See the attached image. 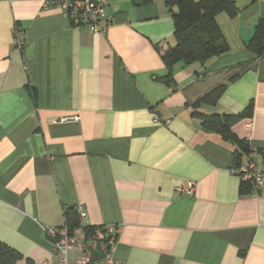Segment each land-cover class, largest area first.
Here are the masks:
<instances>
[{"label": "crops", "instance_id": "crops-1", "mask_svg": "<svg viewBox=\"0 0 264 264\" xmlns=\"http://www.w3.org/2000/svg\"><path fill=\"white\" fill-rule=\"evenodd\" d=\"M105 1L110 25L92 32L45 0H0V241L21 253L16 264H57L47 228L84 205L92 226L120 229V264H264V186L243 191L235 146L191 107L254 60L243 44L264 0L217 14L231 50L177 62L171 86L168 0ZM250 102L252 117L233 130L264 172V57L201 110Z\"/></svg>", "mask_w": 264, "mask_h": 264}, {"label": "trees", "instance_id": "trees-1", "mask_svg": "<svg viewBox=\"0 0 264 264\" xmlns=\"http://www.w3.org/2000/svg\"><path fill=\"white\" fill-rule=\"evenodd\" d=\"M151 2L152 0H144ZM174 19V34L176 46L162 53L163 61L169 69L166 77L162 78L169 86L174 84L173 67L177 62L191 64L195 61L205 62L212 57H219L231 50L230 43L217 21V14L222 11L230 15L237 13L234 0H168ZM243 47L255 56L247 65H240L233 70L227 82H222L191 103L192 114L201 120L202 127L218 133L226 141L235 146L234 161L236 166L243 164L245 158H251L253 152L249 142L240 138L233 126L236 122L252 117L253 102L241 113H208L201 110L202 105H215L228 87V82L237 80L244 71L256 67L258 59L264 57V17L257 22L253 35L244 41ZM36 96V92H33ZM240 174H242L240 172ZM252 182L243 181V191L251 190ZM242 191V192H243ZM77 227L79 215L75 206L65 209V222ZM22 255L19 251L0 241V264H16ZM27 264H34L28 260Z\"/></svg>", "mask_w": 264, "mask_h": 264}, {"label": "built area", "instance_id": "built-area-1", "mask_svg": "<svg viewBox=\"0 0 264 264\" xmlns=\"http://www.w3.org/2000/svg\"><path fill=\"white\" fill-rule=\"evenodd\" d=\"M15 1V0H9ZM46 6H59L73 26H86L92 32H106L110 22L106 20L105 0H45ZM15 42L24 43V32L17 26ZM244 179L253 187L264 186V172L260 171L251 158L240 167ZM194 191V186L189 190ZM79 225H63L47 228V233L55 253L57 264H120L114 253L115 236L120 229L116 225L92 226L87 218L84 205L76 207ZM74 253V254H72Z\"/></svg>", "mask_w": 264, "mask_h": 264}]
</instances>
